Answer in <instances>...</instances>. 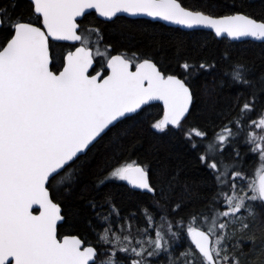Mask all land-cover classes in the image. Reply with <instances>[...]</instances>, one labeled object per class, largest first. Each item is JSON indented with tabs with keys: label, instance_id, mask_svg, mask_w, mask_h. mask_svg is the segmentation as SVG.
I'll use <instances>...</instances> for the list:
<instances>
[{
	"label": "snow or ice",
	"instance_id": "1",
	"mask_svg": "<svg viewBox=\"0 0 264 264\" xmlns=\"http://www.w3.org/2000/svg\"><path fill=\"white\" fill-rule=\"evenodd\" d=\"M18 3L0 0V264H250L249 252L264 254V238L257 249V237L246 235L264 209V71L226 50L219 86L238 89L234 103L211 130L190 125L195 77L214 71L215 59L190 55L178 39L174 63H161L153 53L116 50L85 22L94 10L113 27L128 14L207 29L213 40L264 42V16L205 12L181 0ZM151 102L162 103L159 118L137 120ZM136 123L180 133L196 153L207 173L200 209L185 212L187 202L175 198L181 165L169 172L137 151L129 139ZM101 142L111 154L93 166ZM241 144L258 158L251 172ZM115 182L139 190L159 220L143 207L146 227L133 231L135 214L121 215L105 190ZM73 196L91 215L70 207ZM178 240L189 244L177 254Z\"/></svg>",
	"mask_w": 264,
	"mask_h": 264
},
{
	"label": "trees",
	"instance_id": "2",
	"mask_svg": "<svg viewBox=\"0 0 264 264\" xmlns=\"http://www.w3.org/2000/svg\"><path fill=\"white\" fill-rule=\"evenodd\" d=\"M181 2L186 7L201 8L205 12L212 8L219 14H232L233 11L239 10L255 17L264 16V0H181ZM24 6V0H19L18 9ZM89 21L103 29L105 42L112 44L116 50L131 48L132 50L149 52L153 53L161 63H174L175 42L182 39L184 49L190 55L208 58L209 60L215 59L217 67L214 71L201 73L195 77L198 96L196 106L186 122L190 125L211 130L214 124L221 123L224 119L222 113L226 114L234 103L238 89L234 86H219L222 71L227 64L220 57L226 50L234 58L242 57L253 64L257 73L264 71V43L249 41L236 43L227 40H213L210 32H187L143 19L120 17L115 21L117 27H113L111 24L105 25L94 14L85 17V22ZM121 28L124 29L123 35L121 34ZM129 32L135 33V39L128 35ZM59 50L57 49V51ZM160 114H162L161 107L158 104H152L145 109V112L137 120L142 119L145 115L148 119L159 118ZM232 115H235V113L233 112ZM127 123L131 125V122ZM154 131L148 129L147 123H136L131 129L129 139L134 138L139 141L137 151L151 160L154 166L166 167L171 172L175 166L181 165L183 167L180 175L182 183L180 187L176 188L175 198L187 202L185 212L200 209L204 203L201 197L208 193L207 187L201 183L207 173L195 159L196 153L190 150L189 145L184 142L180 133L164 135L154 134ZM240 150L241 154L244 155L245 167L250 172L253 171L258 164L257 156L248 151V148L243 144H241ZM93 151L96 152L95 158L92 160L93 166L103 164L104 160L111 154L110 150H107L105 142H101L98 151L96 149ZM88 180L89 177L86 176L84 183H88ZM184 183L188 186L187 191L184 190ZM105 190L112 192L115 203L120 208L121 215L135 214L136 218L132 221L133 231L136 228L143 229L146 227L143 207H149L151 211L157 213V220H159L160 213L158 210L147 197L139 192L129 191L121 182L110 184ZM97 199H100V197H97ZM69 204L73 209L80 210L82 217L91 215L90 211L84 207V201L78 197H70ZM259 211L260 215L246 234L247 236L254 235L257 237V249L260 247L261 238H264V209ZM93 223H96L94 219ZM78 227L81 232L87 233L89 231L83 219L78 223ZM93 238L94 235L90 234L89 239ZM188 244V240H178L173 248L178 254L184 251ZM242 245L244 250L249 252L252 248V241L246 238ZM249 255L251 258L250 264H264V254L249 252ZM158 260L163 261L165 257L162 255Z\"/></svg>",
	"mask_w": 264,
	"mask_h": 264
},
{
	"label": "water",
	"instance_id": "3",
	"mask_svg": "<svg viewBox=\"0 0 264 264\" xmlns=\"http://www.w3.org/2000/svg\"><path fill=\"white\" fill-rule=\"evenodd\" d=\"M92 12H93V14L95 15V17L97 19H99L101 21H104L105 20V18L99 17L98 14H95L94 13V10H92ZM120 17H124V18H128V19H143V20H148L150 22H157V23H160V24H162V25H164L166 27L176 28V29H179V30H182V31H187V32H192V31H206V32H210V30H207V29L190 30V29H187V28H183L182 26L170 24L168 22H165V21H162V20H158V19H153V18L147 17V16L134 17V16H129L128 14H120ZM227 41H229V42H236V43H240V42H244V41L255 42V43H264V42H261V41H258V40H254L252 38H243L241 40H235V41H233V40H227ZM152 104H158L161 107V109H162V103L161 102H151V105ZM122 184H124V183L122 182ZM126 187L128 188V186H126ZM135 192H139V190H136Z\"/></svg>",
	"mask_w": 264,
	"mask_h": 264
},
{
	"label": "bare ground",
	"instance_id": "4",
	"mask_svg": "<svg viewBox=\"0 0 264 264\" xmlns=\"http://www.w3.org/2000/svg\"><path fill=\"white\" fill-rule=\"evenodd\" d=\"M139 238V237H138Z\"/></svg>",
	"mask_w": 264,
	"mask_h": 264
}]
</instances>
